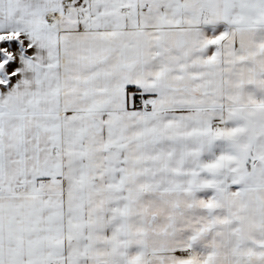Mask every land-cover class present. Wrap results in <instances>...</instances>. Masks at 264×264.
I'll list each match as a JSON object with an SVG mask.
<instances>
[{"label": "snow or ice", "instance_id": "obj_1", "mask_svg": "<svg viewBox=\"0 0 264 264\" xmlns=\"http://www.w3.org/2000/svg\"><path fill=\"white\" fill-rule=\"evenodd\" d=\"M0 264H264V0H0Z\"/></svg>", "mask_w": 264, "mask_h": 264}]
</instances>
